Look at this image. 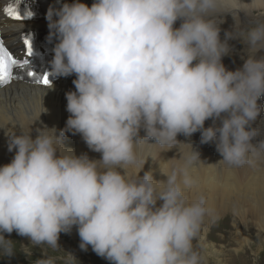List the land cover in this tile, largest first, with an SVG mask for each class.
<instances>
[{"label": "clouds", "instance_id": "9594fccd", "mask_svg": "<svg viewBox=\"0 0 264 264\" xmlns=\"http://www.w3.org/2000/svg\"><path fill=\"white\" fill-rule=\"evenodd\" d=\"M56 3L45 15L46 39L56 41L48 73L75 75V91L65 93L69 116L58 135L47 127L35 139L31 126L27 134L5 131L15 152L0 166L3 254L14 255L3 233L56 249L59 235L75 226L79 248L90 246L109 264H199L192 241L208 209L203 196L187 200L184 189L194 181L185 174L180 182L175 170L161 181L151 172L140 177L145 163L131 180L127 168L137 164L138 145L154 140L172 148L178 135L197 132L228 166L249 163L257 136L251 124L264 97V57L255 58L264 51V25L248 35L253 54L229 71L222 57L230 49L213 16L221 7L228 8L222 15H239L242 0ZM66 133L80 135L100 159L65 149Z\"/></svg>", "mask_w": 264, "mask_h": 264}, {"label": "bare ground", "instance_id": "6f19581e", "mask_svg": "<svg viewBox=\"0 0 264 264\" xmlns=\"http://www.w3.org/2000/svg\"><path fill=\"white\" fill-rule=\"evenodd\" d=\"M69 1L74 2V0ZM79 2L90 7L94 0H79ZM242 2L245 4L241 5L243 11L239 15L236 13L232 16L222 15L228 11V8L221 7L217 10L221 15L213 16L220 28L222 42L226 36L238 32L240 26L252 24L256 20H264V3H261V0H242ZM221 20L223 23H220ZM180 22L178 20L176 24ZM27 25L29 28L47 27V21ZM17 27L20 29L23 25ZM22 31L20 29L16 34L19 35ZM225 33H227L226 36ZM17 41L18 38H12L10 43L17 46ZM66 103L64 92L54 88L10 85L0 90V128H4L0 129V166L10 163L15 152V150L13 152L7 150L8 138L5 136V131L12 130L16 135H20L21 132L27 134L31 126V136L35 139L37 129L47 127L55 128L58 135L59 131L65 127L69 116ZM258 104L262 107L264 101ZM43 108L46 109L45 112ZM263 120L264 117L253 126L257 131V136L252 140L253 145L255 143L262 145L261 142L264 141V138H261L264 136ZM140 135H144L143 131ZM177 141L179 143L172 148L156 145L154 140H148V144L138 145V161L135 166L127 168L128 177L135 180L137 171L144 163L139 176L142 177L145 172H151L155 181L166 179L161 173L169 174L173 170L178 172L180 182L187 174L194 181L191 187L184 189L189 202L203 196L205 207L208 209L207 213L210 214L207 215L208 217L216 219L230 214L238 221V223L234 222L235 225L233 224L236 229L233 240L238 241L233 253L241 254L245 247L251 248L253 244H256V249L252 252L259 254L264 245V157L260 155L264 149L256 150L257 147H253L248 153L249 163L242 167H231L220 161L222 157L218 153L204 157L201 147L192 148L184 141ZM191 145L196 143L192 141ZM63 146L65 149L73 150L77 156L86 154L90 160L100 159V154L90 151L78 134L66 133ZM193 151L199 153V159ZM207 220L204 218L203 222ZM253 228L256 234L251 236L250 232L254 230ZM206 232L204 230L202 235L197 234L195 237L201 243L205 257L207 255V247L204 244L207 238Z\"/></svg>", "mask_w": 264, "mask_h": 264}, {"label": "rangeland", "instance_id": "374dc122", "mask_svg": "<svg viewBox=\"0 0 264 264\" xmlns=\"http://www.w3.org/2000/svg\"><path fill=\"white\" fill-rule=\"evenodd\" d=\"M258 21L262 23L261 25H264V20H256L252 24L243 26V28L254 26ZM263 107L264 105L261 108ZM263 117L264 115L259 116L257 120L251 124V127L255 128L253 126ZM214 213L215 212H213V214ZM207 215L210 214L207 213L204 218L208 220L201 223L198 232V234L202 235L204 230L207 231V238L204 241L207 247L206 257L202 245L197 238L192 241L193 250L199 257V264H261V262L264 264V245L260 249L259 254H254L252 252L256 249V244H253L251 248L245 247L241 254L239 253L236 255L233 253L238 243L237 240H233V238H235L233 234H236L234 225L238 223V221L235 220L232 215L227 214L222 218L216 219H212ZM235 221L236 223H234ZM255 234V229L250 232L251 236ZM3 235L6 240H11V247L14 255L10 257L5 256L2 247H0V264H37V262L41 260H51L53 264H109L107 260L98 257L91 250L90 246L87 251H82L79 248L80 239L75 226H73L70 233H61L59 235L58 248L56 249L51 248L47 244L34 245L29 238L17 235L15 231L11 234L3 233ZM69 254L75 259L69 256ZM205 259L207 260L206 262L204 261Z\"/></svg>", "mask_w": 264, "mask_h": 264}, {"label": "snow or ice", "instance_id": "6c2138e0", "mask_svg": "<svg viewBox=\"0 0 264 264\" xmlns=\"http://www.w3.org/2000/svg\"><path fill=\"white\" fill-rule=\"evenodd\" d=\"M7 15L16 19L21 20V14L15 8H8ZM31 16V13H28ZM23 45L25 49V56L27 58L17 59L8 49L5 48L4 44L0 42V86L8 84L14 79L16 70H23V74L26 78H29L36 85L49 87L51 82L49 80V73H37L33 70V67L29 63V57L32 56L33 48L31 43V37L25 36L23 39Z\"/></svg>", "mask_w": 264, "mask_h": 264}]
</instances>
